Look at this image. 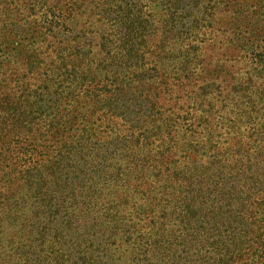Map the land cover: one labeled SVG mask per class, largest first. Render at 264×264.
<instances>
[{
  "label": "rangeland",
  "instance_id": "1",
  "mask_svg": "<svg viewBox=\"0 0 264 264\" xmlns=\"http://www.w3.org/2000/svg\"><path fill=\"white\" fill-rule=\"evenodd\" d=\"M136 2L133 0H79L81 5H78L75 0H0V35L15 33L19 35L20 39L26 37L24 43L27 45L26 48L30 49V55L31 51H34L40 58V66L32 73H28V67L22 63V60L19 62L17 58H11V62L8 60L7 63L4 62L5 64L0 62V71L1 74L3 73L0 76V120L7 115L5 111H8L9 107L7 108L6 104L10 100H7L5 96L8 97L9 95L16 97L17 102L20 101V107L23 105L31 111L29 114L27 112L28 119H33L31 126L34 129L40 128L41 133L45 131L43 126L48 123L46 120H52L61 110L64 113L71 108L72 104L75 106V100L81 99L77 96V92L70 94L67 99L62 98L63 101H66L60 103V107L58 106L59 101H57V79L61 80L63 76L66 77L68 75L67 67L74 65L69 57L64 56L70 52L67 42L79 41L85 50L91 48L93 52L99 50V43L101 42L105 43L104 51L108 52L111 46H107V44L109 45L112 41L105 33L106 25L112 27V31L109 29L111 33L118 31V34L113 35L112 39L116 40L117 36L119 38L124 36L125 40L122 39L120 42L124 44V41L128 40V46L133 45V42L129 39L130 34L125 33L126 28L131 31V35L137 37L136 41L142 37L141 29L147 28L146 38L147 34L153 30L151 23L156 21L157 16H162L164 11L166 14V9L170 7L171 3L170 0H136ZM119 4L124 6L126 10L121 12L122 10L118 8ZM117 10L124 17L129 13L131 17L136 18L138 16V18L128 28L127 23H124V19L120 18L119 14L117 15ZM100 11L105 13L104 18H101L102 13ZM177 11L173 17L175 21L171 24V26H175L174 30L171 31L172 34H175V39H170L172 43L170 50H168L167 45L163 46L165 49L162 50V62L157 67V70L163 71L160 74L163 73L164 77L154 75L155 71L151 69L154 67V63L145 65L146 67H142L144 70L136 74L138 69L135 68L146 64V61L142 58L147 57L148 54L144 53L143 56H138L135 55L134 51H130V60L127 66L123 67L124 70L112 64H108V66L103 64L105 67H101L102 71H99L96 80H93L92 75L84 79L86 82L82 85L84 89L88 87L91 90L98 91L101 89L102 82L110 83L111 81H113V88H117L121 84V78L117 79L118 74H112L109 69L118 68L119 71H124L123 75L129 77H126L127 80L130 81L131 78H134L135 83L139 82L138 85H142L141 87L144 89H151L152 87L157 89L158 87L156 93H161L160 102H150L154 106H148L147 101L144 104L142 103L145 91H138L137 97L134 99H138V105H133L129 109L120 106L123 103L121 99L115 101L120 103V105L118 104L119 108L116 110L119 115L124 113L126 115L125 120L131 121L116 131L123 133L133 122V129L129 133L136 132L137 134L141 131L140 141L138 145L127 142L129 144L127 148H124V144L120 143L118 145L120 148L117 151H115V148L108 151L110 154L106 165H108L110 173L113 172V177L108 178L103 188L97 192V195H100L97 204L91 198V193L93 194L98 181L91 186L90 183H87L84 187L74 185L70 192L67 190L62 191L61 196L69 195L68 197H71V199L67 198L69 203L61 205L62 199H59L52 202L50 210H45L39 207L38 203L31 205L35 201L30 198L25 201L20 196L13 197L11 194H13L16 184H11L8 175L4 174L5 172L0 174V209L2 210L5 206H9L13 210L25 207V216L20 218L19 223L22 222L26 229L32 230L29 237L33 243L39 242L38 231L55 235V233H58L55 231L56 229L60 231L64 228L63 236L56 239L55 243L63 248L70 245L74 246L77 240L89 237L91 225L97 227V229L100 228L105 218L101 216L99 219H95L98 214H107L111 210H120L119 213L125 216L123 221L126 225L134 222L137 224L136 227L144 232L152 228L149 223L150 215H153V224L155 223L156 226L160 222H164L163 226L166 229L168 227L176 230L179 228L185 231L186 234L192 231V227L197 230L208 229L209 231H213L211 227H214L217 228L215 230L217 231L218 228H223L218 222L220 218L217 219V222H208L210 216H207L204 212L203 205L206 208V205L217 196L220 200L219 203L222 204L220 211L225 212L230 210L228 204L225 206V203L232 201L234 195L238 203V210L241 211L242 205L239 198H237V193L238 189L244 187L239 186L242 181H245L247 186L244 188L247 190H243L245 193L241 194L248 205L253 201L255 193H263L264 108H262L261 102H255L252 99L258 97L252 94L251 89L247 91L246 85L243 83L244 79H250L251 74L246 73L243 62L238 63L228 59L234 54L235 50L226 52L224 50L226 43L219 42L215 45L217 51L215 53L216 57L213 58V65L219 62L223 63L226 60V65L229 66L227 75L230 78L231 76L235 77L234 79L231 78L232 80L241 78L240 81H243L240 83L242 84L237 88L230 86V94L226 91V82L222 86L218 82L210 87L203 85L204 77L209 76V73L194 71L193 68L197 60L200 62L197 69L202 68L204 64L202 62L203 56L200 58H196L193 54L186 56L185 52L178 51V48L180 43L189 35L191 38H187L188 40H185V43H188L190 39H193L192 43H195V41L205 37L202 32L189 33L188 26H190V22H188V19L192 17L181 9V2ZM209 11H212V9L209 8ZM164 17L166 18L165 15ZM144 19H147V21L143 22ZM168 23H170V18ZM207 23L209 24V22ZM213 26L215 27V38L210 44L214 41L226 39L222 37L218 24L214 23ZM201 28H203V31L210 30L209 26ZM137 30L140 37L134 34ZM20 31L24 33L18 34ZM212 36L207 34V37ZM75 38H78V40ZM1 42L2 39H0ZM120 42L117 43L120 44ZM134 44L136 45V43ZM63 47L67 50H63L62 55L60 51ZM143 48L145 47L143 46ZM147 49H149L148 46L145 50ZM152 49L153 47L150 48V50ZM11 53L18 54L5 43L0 44V57H2V60H7L6 58L10 57ZM108 59L110 61L111 58L108 56ZM188 60L192 63H189ZM147 67L152 71L145 70ZM106 69H108L107 73ZM108 76L111 77L108 78ZM154 76L156 81H154L155 78H152ZM253 77L256 78V76ZM1 80L3 81L1 82ZM256 81L257 79H255ZM63 83L65 85L72 84L71 81ZM247 85L251 87L250 83ZM153 92L154 90L149 93ZM67 93V91L64 92L63 97H66ZM26 98H32L36 101L33 103L28 102V104L22 102ZM256 101H259V99ZM134 103L136 102L134 101ZM82 104L81 101L80 107H82ZM140 104L142 108H140ZM102 111L103 109L98 110L92 119L97 122L94 124V128H98L97 124L103 122L97 131L100 135H107L108 132L112 131L108 124H105V115ZM154 119L161 124V133H157L158 129L152 122ZM150 129L151 131H146ZM154 130L155 132H153ZM27 137L32 139L31 135ZM131 137L126 140L133 139L137 142V139ZM25 139L17 142L16 152L19 151L22 144L27 143ZM239 144L242 145L243 150L240 149ZM22 148L23 150L19 151L21 157L23 156L22 152L27 150L24 147ZM244 150L250 154L247 156V152ZM251 154L255 158L250 157ZM34 158L36 157L34 156ZM242 158L243 160L240 161ZM15 161H17V157ZM231 162V166H234L231 171L235 176L234 185H237V191L234 189L233 193L226 190L219 193L218 187L221 180L226 178L221 174V171L222 173L227 171L224 165ZM241 163L249 167L250 165H253L254 168L260 167V169L255 174L252 170L246 171L250 178H245L241 175L243 170L240 167ZM179 170L181 173H178ZM242 177L244 178L240 181ZM255 196H258V194H255ZM190 198H195L199 205H202L203 211L198 213L199 219L197 221L193 220L194 218L189 220L185 216L188 215L187 213L184 215L180 212L184 211L183 213H185L187 210L186 203ZM159 200L160 202H158ZM154 202L155 204L150 206ZM72 203L78 209L74 210V206V208H71ZM178 205L181 206L176 207ZM164 206L165 210L163 211L161 207ZM151 207H154V210H151ZM174 210V215L169 214L170 211ZM23 211L24 209L19 211L18 214ZM55 212H58V214L55 215ZM242 212L248 213V210L243 208ZM190 213L192 214V210ZM248 214L253 215L251 219L256 221L261 217L260 212L256 213L254 210L249 211ZM64 219L65 227H62L61 222ZM48 220H51V223L46 225ZM45 225L47 228H44ZM123 225H121V228ZM21 227L22 225L19 226V229ZM128 228L126 226V230ZM97 233L98 237L102 235V231ZM121 233L124 232L121 231ZM66 234L67 236H65ZM107 234L108 241L111 244L108 242L106 246L110 244L111 248L119 247L122 251L120 253H124L126 248L122 242L115 241V238L109 236L108 231L105 232L103 237ZM171 240H173L172 237ZM162 242L160 241V243ZM254 242L255 247L262 248V245L258 244L263 243V238L250 241L249 244L252 245ZM95 247L98 248V246ZM65 259H67V256H65ZM238 264L258 263L254 262L251 257L244 256L238 261Z\"/></svg>",
  "mask_w": 264,
  "mask_h": 264
},
{
  "label": "trees",
  "instance_id": "2",
  "mask_svg": "<svg viewBox=\"0 0 264 264\" xmlns=\"http://www.w3.org/2000/svg\"><path fill=\"white\" fill-rule=\"evenodd\" d=\"M133 1L136 2V0ZM75 2L81 5L79 0H75ZM180 2L181 9L188 16L192 17L188 19V22H190V26H188L189 33L202 32L205 38L195 41V43H192L193 39H190L188 43H185V40L187 41L191 38L189 35L187 36L188 39L186 38L180 43L178 51L185 52L186 56H190L191 54L196 58L203 56L202 62L204 64L202 68L197 69V66L200 65L199 60L193 66L194 71L209 73V76L204 77L203 85L210 87L218 82L222 86L226 82L225 88L230 94V86L237 88L242 84L240 83L243 81H240L241 78L232 80L235 77L231 76V79L227 75L229 66L226 65V60L223 63L219 62L213 65V58L216 57L215 53L217 51L215 45L219 42L222 44L226 43V47H224L226 52H233L235 50L234 54L228 59L238 63L243 62L246 73L251 74L250 79H244L243 81L246 85V90L251 89L252 94L258 97L252 99L255 102H261L262 108H264V0H170L171 5L166 9V14L164 11L162 13L163 17L159 15L156 21L151 23L153 30L147 34L146 38L147 28L141 29L142 37H140L138 30L134 33L140 37L138 41L135 40L137 37L131 35V31L126 28L125 33L130 34L129 39L133 42V45L128 46V40L124 41V44L121 43L120 41L125 38L124 36H121V38L117 36L116 40L112 39V36H116L118 31L111 33L109 29L112 31V27L107 25L105 33H107L109 40L111 39L110 41H112L109 45L107 44V46H111L108 52L104 51L105 43L101 42L99 43V50L96 52H93L91 48L85 50L79 41L67 42L70 52L64 56L69 57L74 65L67 67L66 71L68 75L66 77L63 76L61 80L57 79L58 106L60 107V103L62 104L66 101H63L62 98L67 99L70 94L76 92L78 93L77 96L81 97V99H76L75 106L72 104L71 108L64 113L61 110L55 118L46 120L48 123L43 126L45 128L43 133H41L40 128L34 129L31 126L33 119H28V114L31 111L27 107L23 105L20 107V101L17 102L15 100L16 97L5 96L10 101L6 104V107H9L8 111H5L7 115L3 116L4 119L0 120V174L5 172L4 174L8 175L11 184H16L13 194H11L13 197L20 196L25 201H28L30 198L35 201L31 205L38 203L39 207L50 210L53 201L62 199L61 205L69 203L67 198L71 199V197H68L69 195L61 196L62 191L67 190L70 192L74 185L84 187L87 183H90L91 186L98 181L97 186L94 187L93 194L91 193V198L97 204L98 197L100 196L97 195V192L103 188L108 178L113 177V172L110 173L108 165H106L110 154L108 151L111 148H115V151H117L120 148L118 147L120 143H123L124 148H127L129 145L127 142H131L132 145L135 143L138 145L140 141L141 131L137 134L136 132L129 133L133 129V122L123 133L116 131L131 121L125 120L126 115L124 113H121V116L119 115L116 110L119 108L118 104L120 105V103L115 101L121 99L123 103L120 106L129 109L133 105H138V99L134 100L137 97L138 91H145L142 103L144 104L147 101L148 106L151 105L150 102H160L161 98V93H156L158 87L157 89L156 87L144 89L141 87L142 85H138L139 82L135 83L134 78H131L130 81L127 80L126 77L128 76L123 75L124 71H119L118 68L123 69V67L127 66L130 60V51H134L135 55L138 56H143L146 53L148 56L142 58L146 61V64L135 68L138 69L136 74L141 73L144 70L142 67H146L145 65L154 63V67L151 68L155 71L154 75L163 76V73L160 74L162 70H157V67L162 62V50L165 49L163 46L167 45L168 50H170L169 48L172 45L170 39H175V34L171 33L175 26H171V24L175 21L173 17L178 12ZM133 5L135 6L136 4ZM118 8L122 10L121 12L126 10L120 4ZM209 8L212 11H209ZM100 13L102 12L100 11ZM131 13L134 14L133 12ZM117 15L124 19V23H127L128 28L138 18L136 15V18L131 17L129 13L124 17L119 11ZM105 16V13H102L101 18ZM169 18L170 23H168ZM212 20L213 22H211ZM146 21L147 19L143 20V22ZM214 23L218 24L222 37L226 39L214 41L210 44L215 38ZM208 26L210 30L203 31V28H201ZM21 33L24 32L20 31L18 34ZM207 34L213 36L207 37ZM18 36L15 33H3L0 35V39H2L0 44L5 43L14 52H18V54L11 53L10 57L6 58L7 60H2V57H0V62L5 64L4 62L7 63L8 60L11 62V58H17L19 62L22 60V63L28 67V73H32L40 66V58L34 51H31L30 55V49H27V45L24 43V38L26 37L20 39ZM75 39L78 40V38ZM117 42H120V44ZM147 46L149 49L145 50ZM151 47H153L152 50H150ZM63 50L67 49L63 47L62 51H60L61 54ZM108 56L111 58L110 61H108ZM188 62L192 63L189 60ZM103 64L105 66L112 64L118 67L109 70L112 71V74H118L116 78H121V84L117 88H113V81L110 83L102 82L101 89L98 91L91 90L88 87L84 89L82 86L86 84L84 79L92 75L93 80H96L95 78L99 75V71H102L101 67H105ZM151 69L147 67L145 70L150 71ZM106 70L107 73L108 69ZM2 74L0 71V76ZM119 75L121 76L119 77ZM253 76H256V78ZM110 77L108 76V78ZM152 78H155V76ZM111 79L113 80V78ZM255 79H257L256 82ZM65 81H71L72 84L65 85L63 83ZM154 81H156V78ZM249 83L251 87L247 85ZM152 90H154V94L149 93ZM66 91L68 93L66 97H63ZM257 99L259 101H256ZM34 101L36 100L32 98L22 100V102L27 104ZM81 101L83 102L82 107H80ZM140 108H142L141 104ZM100 109H103L102 113L105 115V124L107 123L112 131L108 132L107 135H100L97 131L103 122L97 124L98 128H94V124L97 122L93 121L92 118ZM152 122H154L156 129H158L157 133H161V124L156 119L152 120ZM146 131H151V129ZM29 135L32 136V139L27 137ZM130 136L137 139V142L133 139H130V141L126 140ZM22 139H25L27 143L22 144L19 147V151L23 150L22 147L27 150L22 152L23 156L21 157V153L19 154V151H16L17 142H21ZM12 143L14 144L12 145ZM239 145L241 146L240 149H242V145ZM245 152H247V156L250 154L248 151ZM251 155L250 157L253 158V154ZM16 157L17 161H15ZM242 160L243 158L240 161ZM231 164L232 162L226 163L224 166L227 171L223 173L221 171V174L226 178L221 180L218 187L219 193H223L225 190L233 193L234 189H237V185H234L235 176L231 171V168L234 166H231ZM240 167L243 169L241 175L245 176V178H250L246 171L252 170L255 174L260 169V167L254 168L253 165H250V167L246 166L244 163H241ZM262 171L264 174V168ZM178 173H181V171L179 170ZM243 178H240V181ZM227 186H229L228 189ZM239 186L245 187L247 185L245 181H242ZM244 187L238 189L237 193V198H239L242 205L241 211L238 210V203L234 195L232 196V201L225 203V206L228 204L230 208V210L225 212L220 211L222 204L219 203L220 200L217 196L206 205V208L203 205L204 212L207 216H210L208 222H217V219L220 218L218 222L223 228H218L217 231H215L217 228L214 227H211L213 231H209L208 229L197 230L195 227H192V231L186 234L185 231L179 228L177 230L169 227L166 229L163 226L164 222L159 221L160 226H156L155 223L153 224V215H150L149 223L152 228L144 232L136 227L137 224L134 222L126 225L123 221L125 216L119 213L120 210H111L108 212L109 214L103 213L102 215L100 213L95 217V219H99L103 216L105 219L98 229L91 225L89 237L82 240L79 239L74 246L70 245L64 248L55 243L56 239L63 236L62 232L64 228L60 231L56 229L55 231L58 233H55V235H50V233L45 231H38L37 234L40 236L39 242L33 243L29 237L32 234V230L26 229L22 222L19 223L20 218L25 216V207L22 208L24 211L18 214L22 209L13 210L9 206H5L2 210L0 209V264H238V261L244 256H247V258L251 257L258 264H264V191L263 193H255L258 196L254 194L253 201L248 205L247 201L243 200V195L241 194L247 190ZM163 192L165 193V191ZM261 193L263 196L260 195ZM154 204L155 202L151 203L150 206ZM186 204L187 210L185 213H183L184 211L180 212L184 215L187 213L188 215L185 216L189 220L194 218L193 220L197 221L199 219L198 213L203 211L202 205H199L195 198H190ZM73 206L75 207L72 203L70 207L74 208ZM243 208L244 210H248V213L252 210L256 213L260 212V219L258 221L251 219L253 215L242 212ZM76 209L78 208L75 207L74 210ZM151 210H154V207H151ZM161 210L164 211L165 206L161 207ZM191 210L192 214L195 215L190 213ZM56 214L58 212H55ZM169 214L174 215L175 210L170 211ZM249 219L251 220L249 221ZM50 223L51 220H48L46 225ZM122 224L124 225L121 228ZM21 225L22 227L19 229ZM46 225L44 228H47ZM61 226L65 227V219L61 222ZM126 226L129 227L127 230ZM98 231H102L100 237H98ZM107 231L110 233V237L116 239L115 241L122 242L126 248L124 253H120L122 251L119 247L111 248V242L108 241L107 237L108 234L103 237ZM121 231L124 233H121ZM171 237L173 240H171ZM258 238H263V243L258 244L262 245V248L255 247V242L252 245L249 244L250 241H255ZM160 241L163 242L160 243ZM108 242L110 244L106 246ZM95 246H98V248ZM65 256H67V259H65Z\"/></svg>",
  "mask_w": 264,
  "mask_h": 264
}]
</instances>
